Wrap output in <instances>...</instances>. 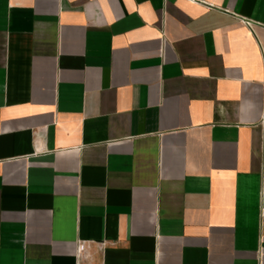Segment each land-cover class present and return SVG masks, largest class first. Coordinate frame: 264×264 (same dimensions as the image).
I'll return each mask as SVG.
<instances>
[{"label": "crops", "instance_id": "crops-1", "mask_svg": "<svg viewBox=\"0 0 264 264\" xmlns=\"http://www.w3.org/2000/svg\"><path fill=\"white\" fill-rule=\"evenodd\" d=\"M0 264H264V0H0Z\"/></svg>", "mask_w": 264, "mask_h": 264}, {"label": "built area", "instance_id": "built-area-1", "mask_svg": "<svg viewBox=\"0 0 264 264\" xmlns=\"http://www.w3.org/2000/svg\"><path fill=\"white\" fill-rule=\"evenodd\" d=\"M87 245H88V244H86L84 241L79 242V243H78V246H77V250H78L79 252H81V251L85 250V248L87 247Z\"/></svg>", "mask_w": 264, "mask_h": 264}]
</instances>
